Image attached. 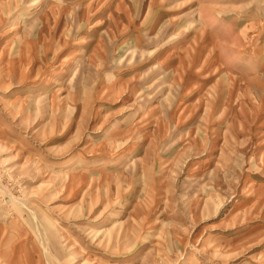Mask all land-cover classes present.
<instances>
[{"label":"rangeland","instance_id":"1","mask_svg":"<svg viewBox=\"0 0 264 264\" xmlns=\"http://www.w3.org/2000/svg\"><path fill=\"white\" fill-rule=\"evenodd\" d=\"M0 264H264V0H0Z\"/></svg>","mask_w":264,"mask_h":264}]
</instances>
